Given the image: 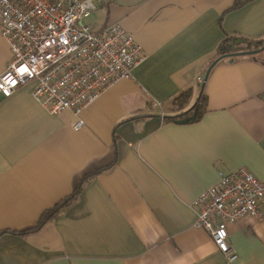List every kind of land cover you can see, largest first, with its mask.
<instances>
[{"label":"crops","instance_id":"1","mask_svg":"<svg viewBox=\"0 0 264 264\" xmlns=\"http://www.w3.org/2000/svg\"><path fill=\"white\" fill-rule=\"evenodd\" d=\"M235 1L101 0L85 23L119 24L144 57L82 109L80 128L37 103L31 84L0 95V264H264V215L227 225L228 263L190 206L239 167L264 183V64L221 61L204 79L225 35H264V0L223 13ZM8 59L0 37V74ZM189 88L190 104L203 91L202 117L164 121ZM85 174L72 206L21 232Z\"/></svg>","mask_w":264,"mask_h":264},{"label":"built area","instance_id":"2","mask_svg":"<svg viewBox=\"0 0 264 264\" xmlns=\"http://www.w3.org/2000/svg\"><path fill=\"white\" fill-rule=\"evenodd\" d=\"M101 0H0V37L9 59L0 74V95L31 84L30 95L50 114L80 112L144 57L141 46L117 23L93 31L85 19ZM202 83L198 77L196 84ZM264 183L247 168L219 179L191 201L196 227L204 229L226 262L236 254L227 225L248 216L261 219Z\"/></svg>","mask_w":264,"mask_h":264},{"label":"trees","instance_id":"3","mask_svg":"<svg viewBox=\"0 0 264 264\" xmlns=\"http://www.w3.org/2000/svg\"><path fill=\"white\" fill-rule=\"evenodd\" d=\"M248 1H251V0L235 1L223 13L229 10L237 9L239 8V6H241L242 4ZM217 45L218 46L216 47L214 59L211 62H209L208 65H210L215 60H217L216 63H218L221 61L239 62V61H242V59H251L253 61L254 60L257 61L260 64H264V48L259 50L260 48L264 46V35L260 37L251 38V37H247V36H243V35H239L235 33H232V34L228 33L221 39V41ZM254 50H259V51H255L253 54H249V55H241V56L229 55V54H234V53H241L242 51H254ZM191 95H192V91L189 88L187 90H184L182 93H180L175 98H173L172 109H171L172 113L169 115H163L162 119L166 121L167 123L169 121L176 122L180 119L191 116L194 109H197V113L193 121H198L202 117L203 113L205 112V109H204L205 108V104H204L205 96L203 94V91H200L198 95H196V98L194 99L193 104L192 103L190 104ZM149 108H151V106ZM148 115L149 114L147 113L136 115V116L134 115L124 120L130 121L137 117H146ZM193 121H188V122H193ZM115 137L116 136L113 133L111 138L115 140L116 139ZM103 169L104 168L96 170L94 174L98 173L99 171ZM94 174H85L84 176H81L80 181L77 183L74 189L71 190L72 191L71 193L61 198L53 206L46 208L40 214V216L38 217V221L32 228L21 231V232L26 234L36 229H39L42 225L51 221L54 218V216L63 214L69 208V206H72L73 203L78 200V196L82 188L89 182V180L91 179V175H94Z\"/></svg>","mask_w":264,"mask_h":264},{"label":"water","instance_id":"4","mask_svg":"<svg viewBox=\"0 0 264 264\" xmlns=\"http://www.w3.org/2000/svg\"><path fill=\"white\" fill-rule=\"evenodd\" d=\"M264 46L262 48H260L259 50L263 49ZM259 50H254V51H242L241 53H234V54H229V55H236V56H241V55H249V54H253L255 51H259ZM227 55V56H229ZM217 60H215L214 62H212L208 68L205 70L206 73H205V76H204V79H206L207 75H208V72H209V69H211V67L216 63ZM196 113H197V109H194V111L192 112L191 116L187 117V118H183V119H180L177 121V123H186L188 121H193L195 116H196Z\"/></svg>","mask_w":264,"mask_h":264},{"label":"rangeland","instance_id":"5","mask_svg":"<svg viewBox=\"0 0 264 264\" xmlns=\"http://www.w3.org/2000/svg\"><path fill=\"white\" fill-rule=\"evenodd\" d=\"M89 19H86V21H88Z\"/></svg>","mask_w":264,"mask_h":264}]
</instances>
